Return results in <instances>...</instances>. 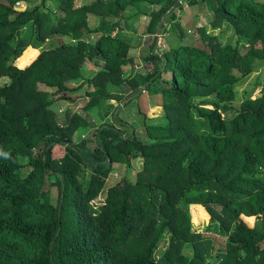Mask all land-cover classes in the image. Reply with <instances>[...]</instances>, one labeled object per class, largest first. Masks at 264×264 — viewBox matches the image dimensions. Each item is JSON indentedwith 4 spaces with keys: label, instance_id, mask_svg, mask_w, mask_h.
Here are the masks:
<instances>
[{
    "label": "trees",
    "instance_id": "1",
    "mask_svg": "<svg viewBox=\"0 0 264 264\" xmlns=\"http://www.w3.org/2000/svg\"><path fill=\"white\" fill-rule=\"evenodd\" d=\"M21 1L33 2L0 0V264H264V78L257 94L236 90L264 65V0H185L212 12L209 27L151 50L138 71L119 33L148 15L155 47L183 0H51L57 13ZM85 62L96 73L70 86ZM143 91L164 113L141 111L139 131L119 105ZM100 104L112 120L96 127L87 117ZM134 159L135 180L95 204L113 164ZM201 219L225 235L221 251L192 229Z\"/></svg>",
    "mask_w": 264,
    "mask_h": 264
},
{
    "label": "rangeland",
    "instance_id": "2",
    "mask_svg": "<svg viewBox=\"0 0 264 264\" xmlns=\"http://www.w3.org/2000/svg\"><path fill=\"white\" fill-rule=\"evenodd\" d=\"M85 0H77V4L80 5ZM39 0H33L32 3L27 2H18L16 4L17 10H23L27 7L33 6L35 3H39ZM46 5L40 6V9L46 10V6L51 8L52 11L57 13L56 5L53 1L49 0L45 3ZM182 7L177 8L175 19L171 21V23L168 24V29H166L164 32H162L161 28H159V32L155 34V39L157 40V44L155 47L150 49V45H148V37L145 35L144 30L146 27V24L149 22L148 15L141 16L137 21H135L132 24H127L124 26V31L119 33V37L126 39L131 44L130 48V55L132 56L134 60V66L135 69L142 70L139 67L143 65L144 61L142 59L150 54L151 50L154 49V52L158 53L161 52V50L168 49L170 47H173L175 45H178L180 42L183 44H193V32L194 28L197 24L204 25L205 28L209 27V20L212 18V12L204 9L201 10L198 6H188L186 4V1H182ZM96 19H91V24H96ZM124 23L122 22L121 26H123ZM224 34L220 38L222 42H226L228 39V36L230 34L229 27H223ZM93 39V38H91ZM138 42V43H137ZM50 41H45L44 43H39L38 48L43 49L46 46H48ZM51 44V43H50ZM136 44H141L139 47H137ZM135 46V47H134ZM26 53L23 54L25 56ZM142 67V66H141ZM139 68V69H138ZM125 75H129L132 70V66L125 65L123 67ZM97 71V67L94 66L90 62H85L82 69H81V75L80 78H77L69 83L70 86L76 87L79 85L80 82L85 77H89L92 74H95ZM264 78V65H261L258 67L255 71L251 72L246 78H244L241 82H239L236 86V90L238 91L239 96L243 92H251L253 90V94H257L260 86L261 81ZM8 80L7 77H1L0 78V84L5 83ZM39 89H46L51 93V98L53 100L60 99V93L57 92L55 88H48L44 85L38 84ZM86 88V86H84ZM83 87V88H84ZM83 88L79 90V92H73L72 96L77 97V101H73L70 103L69 108L73 111H78L79 105H81V102L83 101ZM80 93V94H79ZM158 100H160L159 95H153L152 93L148 91H143V93L138 98V104H136V101H132L131 103L127 105H124L123 102L119 105V116H122L124 118H130L129 121L134 125L135 130H141V114L142 112L150 113L151 115H162L164 112L161 109V107H157L156 103H159ZM198 104V101L195 100ZM61 104V100H58V102L53 104L54 109L62 110L59 106ZM119 104V103H118ZM104 106L103 104H100L97 108H93L90 111V116L87 117L89 122H92L98 127L103 122H109V120H112L111 117V111L113 110L111 105H108L106 107H100ZM139 106V110H138ZM200 106V105H197ZM201 108H209V105L201 104ZM106 110V114L103 117H99V111ZM142 111V112H141ZM140 113V114H139ZM108 114V115H107ZM107 115V116H106ZM193 115L196 120H199V117H197L196 111L193 110ZM141 116V117H140ZM201 120V119H200ZM98 125V126H97ZM83 135H86V133H83ZM91 136V135H90ZM93 143L90 142V144ZM22 162H25L23 159ZM142 161L141 159H134L131 161V164H122V163H115L113 164L111 172L108 174V177L106 179V184L104 190L98 195V197L94 200L95 204H99L102 202L105 192L108 187L115 185L117 182L121 181L122 178H128L132 181L135 180V175L138 170L141 169ZM29 167L22 166L20 169V172L22 175L27 174L29 171ZM52 198L55 200L56 198V191L52 189ZM206 222L204 219H201L198 224H193V230L196 232H201L202 236L204 238H207L210 240V246L212 247L213 251H218L224 248L225 246V235L219 234L211 229L206 228ZM167 235V234H165ZM163 235L161 239V247L165 248L167 245V236Z\"/></svg>",
    "mask_w": 264,
    "mask_h": 264
}]
</instances>
